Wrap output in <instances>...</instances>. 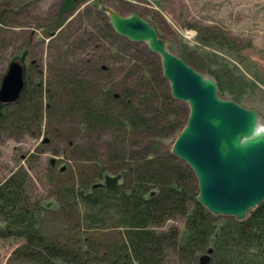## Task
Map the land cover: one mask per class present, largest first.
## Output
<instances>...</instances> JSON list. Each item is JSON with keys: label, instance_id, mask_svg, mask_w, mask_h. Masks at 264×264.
<instances>
[{"label": "rangeland", "instance_id": "obj_1", "mask_svg": "<svg viewBox=\"0 0 264 264\" xmlns=\"http://www.w3.org/2000/svg\"><path fill=\"white\" fill-rule=\"evenodd\" d=\"M105 7L123 16L137 12L169 52L215 81L219 97L255 110L264 124V0H0V81L8 63L18 59L24 74L51 92L39 116L16 112L15 124L0 126V179L19 166L25 169L28 192L47 204L48 231L54 234H66L71 222L55 200L49 174L57 181L79 180L102 163L96 179L102 182L104 174H121L122 162L155 153L169 157L189 114L188 103L172 97L160 56L145 42L117 34ZM108 89L129 92L128 102L148 118L147 125L85 128L80 101L100 106ZM172 156L174 166L186 169L185 161ZM187 184L196 196L193 171ZM214 215L218 224L235 218ZM152 227L157 232L175 227L182 236L184 216ZM20 242L0 237V264H20L13 257ZM210 242L196 253L195 263L167 245L165 263L198 264L206 248H213Z\"/></svg>", "mask_w": 264, "mask_h": 264}, {"label": "trees", "instance_id": "obj_2", "mask_svg": "<svg viewBox=\"0 0 264 264\" xmlns=\"http://www.w3.org/2000/svg\"><path fill=\"white\" fill-rule=\"evenodd\" d=\"M24 76L17 100L0 103L1 127L15 124L16 112L39 116L51 100L41 80ZM129 95L105 90L97 107L81 100L83 126L147 125L148 118L130 105ZM112 106L120 111L119 118ZM174 160L172 155L155 153L136 162H122L120 180L113 187L94 186L103 174L102 163L79 180L57 181L49 174L55 200L64 219L71 222L67 235L48 231L49 208L31 198L28 175L19 166L0 179V237L21 240L13 250L20 264H166L167 245L180 258L195 263L196 253L210 241L213 251L208 264H264V200L244 219L215 223L216 216L189 193L187 177L192 170L188 165L179 170ZM175 215L184 216L182 236L175 227L166 232L152 227ZM104 230L114 235H104Z\"/></svg>", "mask_w": 264, "mask_h": 264}, {"label": "water", "instance_id": "obj_3", "mask_svg": "<svg viewBox=\"0 0 264 264\" xmlns=\"http://www.w3.org/2000/svg\"><path fill=\"white\" fill-rule=\"evenodd\" d=\"M104 10L117 34L145 42L160 56L172 97L188 103L186 123L171 153L193 171L197 201L212 214L244 219L264 200V124L259 122L257 112L219 97L215 81L169 52L153 25L137 12L123 16L109 7ZM24 77L23 63L11 60L0 81V103L17 100ZM120 177L119 173L104 174L103 181L94 186L113 187ZM212 251L207 247L198 264H208Z\"/></svg>", "mask_w": 264, "mask_h": 264}, {"label": "flooded vegetation", "instance_id": "obj_4", "mask_svg": "<svg viewBox=\"0 0 264 264\" xmlns=\"http://www.w3.org/2000/svg\"><path fill=\"white\" fill-rule=\"evenodd\" d=\"M105 11V10H104Z\"/></svg>", "mask_w": 264, "mask_h": 264}]
</instances>
